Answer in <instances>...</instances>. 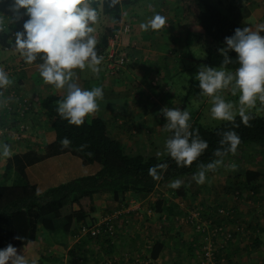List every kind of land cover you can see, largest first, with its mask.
<instances>
[{
  "label": "trees",
  "instance_id": "trees-1",
  "mask_svg": "<svg viewBox=\"0 0 264 264\" xmlns=\"http://www.w3.org/2000/svg\"><path fill=\"white\" fill-rule=\"evenodd\" d=\"M142 1L144 0H120L113 7L111 6V0H101L102 12L107 17L108 23L104 35L96 46L98 55L102 56L107 53V50L110 49V40L119 33L122 23H126L124 22L123 9L134 6L137 3L139 4ZM173 1L181 4L179 20L182 22V28L186 30V45L190 47L194 42L201 47H208L207 60L203 63L211 67H218L223 59L218 49L225 46L224 38L233 35L237 27H244L233 21L232 16L227 12V5L231 6L233 1ZM149 2L152 1L149 0ZM92 4L97 9L100 19L97 4L95 2ZM6 7L7 2L4 4V8ZM135 11L133 10V15H138ZM129 15L127 13L126 17H129ZM168 19L172 20L170 17ZM21 24L22 19L20 22H11L9 26H2L3 30L0 31V47L2 49L12 52L17 50L15 47V34L20 31L19 27ZM173 26L175 25L173 24ZM129 28H131L129 29V33L132 34L133 25H129ZM261 35H264V33H261ZM172 40L178 41L176 36ZM119 51L122 53L123 49ZM124 52L126 54L128 53L126 50ZM229 56L234 62L227 65V69L234 71L239 66L238 63H235L236 53L230 51ZM41 62L38 59L31 64L32 66L24 63V65L20 66L23 67L24 71H13L19 78L12 79L14 94L11 95L9 93L10 99L2 98L0 102L5 107L3 111L7 110L9 113L11 112L10 110L12 109L9 108L8 104L13 95H15L14 99L20 98L18 93L25 88L24 83L27 79L26 67L37 66ZM3 66H5L6 71H9V65ZM108 72L113 76L117 74L113 73L110 69H108ZM60 99H62L61 96L49 95L41 100L40 108L46 117L44 116L42 121L39 119L37 123H43V126L46 127L45 129L53 132L56 137V142L60 145L61 141L67 137L71 141L70 146L67 148L81 157L85 164H99L101 170L94 175L77 178L39 193L37 186L30 184L25 177L20 175L14 176L12 166L7 164L4 173L0 175V249L5 248L9 243L17 249H26L30 244L36 242L39 239L38 234L40 235V232L44 233V231L48 235L51 232H64L71 236H78V234H82L83 231L88 230L83 236L81 245L69 250L67 254L69 256L68 258L73 261L75 260L77 264H92V261L95 264H118L119 261L111 257L103 260L101 258L102 253L104 254L106 250L108 251L109 248L112 249L113 246H116L115 240L119 233H121L120 231H127V233L131 231L130 219L139 221V216L143 214L145 218L147 213H142L141 209L130 212L126 215V219L123 217L122 220H120L121 218L118 219L111 233L109 231L110 223L106 221L100 225L98 218L93 217L82 208L79 211H75L73 209L74 205H80L81 200L85 199V197H91L90 201H93V193L102 190H115L113 194V200L115 202L120 201L122 194L119 189L122 188L140 189L139 192L143 190L153 192L157 187L170 190L171 187H169V184L172 180L194 175L199 163H208L215 159L213 152L220 146L219 140L221 139V136L217 133L235 131L241 140L236 153L234 155L229 153L226 157H232V159L229 162L224 161L223 167L220 168L219 166L217 168L219 170L230 166V161H235L233 159L237 160L236 157L244 153L249 147L264 143V118L258 114L247 113L250 116L247 125L242 122L241 117L237 114L234 121H224L216 128L204 126L201 123V118L197 117L192 121L190 120L192 126L190 130L194 133L198 132L199 136L208 142L209 147L191 167H178L175 161L168 156L165 149V141L171 133L165 132L164 142L159 143L154 138L155 136L151 132H148L147 134L149 135L144 136L145 138L139 139L133 142L131 146H128L127 143H123L111 136L108 120L105 118L97 116L91 120L85 119L84 124L79 127L68 124L56 112L57 101ZM16 106L17 108L13 115L19 121L18 125L14 127L12 125L13 123L0 120V131H3L5 134V132H8L9 129L14 127L10 133L13 135L18 133V140L22 141L24 140V135L29 133L28 127L31 123L30 121L33 120L31 114L34 112V107L28 100H23V98L17 102ZM127 124L130 125L128 121ZM132 128L134 127L132 126ZM128 130L130 131L131 128ZM82 145H86L87 147L81 150ZM161 163H166L168 167L163 171V178L161 180H154L149 175L148 170L150 167ZM246 175L248 184L250 185L255 179L261 177L262 174L252 172L246 173ZM174 190L176 198L181 200H185L190 193L187 186L184 185ZM167 202L160 200L156 203L155 209L158 214L163 215L169 213L175 216L176 214L180 215L179 213L181 212V215H183L182 208L179 204L171 203L169 207V204H166ZM213 207L214 212H217L220 208L227 209L225 207H216V205ZM105 211L107 212L108 210L106 209ZM214 222H218L217 225H220L222 220L215 218ZM40 225L44 229L43 231H38ZM92 228L99 229L96 237L91 235ZM230 232L233 235L232 230ZM17 236L21 237V239H14ZM94 240H98L99 242L98 250L92 252L91 249H84V246L90 245ZM231 242H229V252ZM163 244L159 242L151 249V261L159 258L164 249ZM228 258L231 260V255ZM56 259L57 264H64L60 258H55L51 254L47 257L43 255L37 264H55L54 261Z\"/></svg>",
  "mask_w": 264,
  "mask_h": 264
},
{
  "label": "crops",
  "instance_id": "crops-1",
  "mask_svg": "<svg viewBox=\"0 0 264 264\" xmlns=\"http://www.w3.org/2000/svg\"><path fill=\"white\" fill-rule=\"evenodd\" d=\"M232 1L234 2L231 6L227 5V12L228 14L230 13L233 21L237 24L243 25L244 27H252L253 29L260 24H264L263 0ZM8 2L11 3L9 0L7 3ZM4 3L5 0H0V11L8 9V6L3 9L2 6H4ZM136 7V14L139 15L140 12H145V15L148 16L146 19L150 18L151 14L147 12V10L142 8L140 9V6L138 7L137 4ZM231 7L232 9L230 10ZM130 12L131 11L126 13ZM144 21L145 19L142 18L133 22L132 25H134V23L142 24ZM162 30L148 33V31H145L142 28L137 31L133 27L132 46L127 45L124 47L121 44L119 48L120 50L122 48L128 51V60L126 64L129 61V56L133 55L137 58L140 69L144 62H142V59L138 58H140L139 55L144 54V48L154 50L152 53L154 55V64L156 67H158L156 60H160L163 57L168 59L170 54L169 42L172 41L169 39V36L166 40V31H163V33ZM145 44L147 46H145ZM126 64L114 76L108 72L107 64L104 61L99 66L100 72L98 75L92 73L88 69L83 71L89 79H92V81L100 80L99 85L102 81V87L105 93L104 98L98 101L99 111L95 113L98 115L93 116H99L105 119L110 118V121H108L110 134L113 138L120 141L123 140L129 131L128 129L133 126V123L130 120H127L130 125L127 124V121L123 119V114L130 113L134 115L136 113L135 111H138L137 107H139V105H145V107L148 106L150 104V100L155 99L154 95H159L157 90L161 89L159 85L146 86L145 83L142 84L146 75H134L136 76L135 82L129 89L133 90L136 97H133V92L130 97L128 95V89H123L116 84L118 81H123L124 78H126L127 73H124V71H126ZM33 67L35 68L34 71L31 74L26 75L27 79L24 83L25 88L20 90L18 93L20 98L14 99L15 95H13L8 104L9 108L12 109L10 110L11 112L9 113L7 110L3 111L5 107L2 103H0V114H2L0 115V120L6 121L7 123H13L12 125L14 127L19 123L16 116L14 117L13 115L17 108V102L23 98V100H28V102H30L34 107V112L31 114V118L33 120L30 121L31 123L28 127L29 133L24 135V140H18V133L15 135L10 133L14 127L9 129L8 132H5V134L3 131H0V145L8 144L10 146V156L7 158L0 157V175L4 173L5 166L9 164L13 168L14 176L20 175L25 177L30 184L37 186L39 193H42L51 187L68 183L74 179L94 175L101 170V166L99 164H85L82 158L74 151L69 148L62 147V145L57 143L53 132L45 129L46 127L42 124L37 123L39 119L42 121L45 116L40 108L41 100L49 94L52 95L53 93L51 92H55L53 95H58L63 98L64 92L62 90L55 89L51 85L45 84L39 75L38 67ZM76 71L78 75L77 82L79 85L82 88L89 90V85L82 86L80 84L79 79H81V76H79L78 72L82 71ZM134 72L135 70L129 72V74H133ZM160 75L161 73L157 71L155 76H148L147 79L151 81L153 76L154 78H157ZM160 77V80H163L162 76ZM137 82H140L141 87H139ZM107 87L113 90L114 95L106 94ZM150 97L151 99L148 100ZM129 99H131L133 103L131 102V108L128 109L127 103ZM158 99L159 98H156L155 100ZM121 104L122 107L118 110L117 108ZM135 107L136 110H134ZM6 111L8 114H6ZM258 153H264V143L249 147L243 153L241 162L239 158L241 155L236 157L239 162H237L238 160L230 161V163H235L237 165V169L235 171L222 169L214 172L212 176L209 174L208 176L213 180L212 186H216L217 188L212 191H217V193L209 194L208 192L211 189L206 188L208 195L205 198L203 197V201L200 203L201 206L210 208L213 211V206L215 205L216 207H225L233 211V218L221 219L222 222L227 223L228 229L233 232V241L231 242L229 252V256L231 255V264H264V158L256 157ZM244 155H246V157ZM252 172H259L262 175L249 185L246 173ZM161 190H163V188H161ZM177 203L181 207H188L191 200H182V202ZM102 208L104 210H108V208L109 210L112 209L109 206L108 208H106V206H102ZM177 216L178 215L169 217L174 219V217L176 218ZM124 219H126V216ZM133 222L135 221L130 219V229L132 226L134 227V230H132L133 233L129 234L127 231H120L121 233H119L115 240L116 246H113V250L109 248L108 251H105L106 253L103 254L104 259L109 257L113 259L115 258V260L119 261L118 264L197 263L195 260L197 254L195 255V252L198 253L197 249L199 248L198 246H200V242H198L197 246H195V249H193V247H189L192 246L190 242L192 236L191 230L187 229V227H183L184 232L179 228H164L163 231L157 230L158 232L152 231V233H150V231L153 230L152 226L154 225H150L151 228L149 229L148 226H144L143 221L139 220L137 224L136 222ZM217 223L218 222H216V224ZM39 229L42 230L41 225L39 226ZM49 234H51V236L53 235L55 238V258L56 256L57 258L60 257L62 261L65 260V263L67 261V257H69L67 255L69 250L79 247L83 239V237L80 239L79 235L71 236L64 232H51ZM197 235L198 234H196L195 237ZM75 242L77 243L75 244ZM159 242L164 243V249L157 260L151 261V249H153ZM60 247L61 251L59 250ZM176 247L178 248V251ZM57 251L60 252V255L57 254ZM54 263L57 264V259ZM92 264H95V262L92 261Z\"/></svg>",
  "mask_w": 264,
  "mask_h": 264
},
{
  "label": "clouds",
  "instance_id": "clouds-1",
  "mask_svg": "<svg viewBox=\"0 0 264 264\" xmlns=\"http://www.w3.org/2000/svg\"><path fill=\"white\" fill-rule=\"evenodd\" d=\"M119 2L120 0H111V6L114 7ZM21 9L25 11L21 12ZM9 11L12 13L13 21L28 17L23 22V31L15 34V47L25 63L31 65L38 59L42 61L37 67L43 82L64 92L63 98L57 101L58 116L70 125L77 127L83 125L87 117L99 111L98 101L104 98V92L100 86L92 87L91 90L82 88L77 82L76 70L88 69L98 75L99 66L103 61L110 69L109 62L98 55L96 49L98 40L94 25L99 21L97 9L92 7L90 0H12ZM3 18L0 16V31L3 30ZM124 25L125 23H122L116 36L129 32V25ZM166 26V17L159 13L141 24L143 30L154 32ZM261 33H264V24L258 25L255 29L237 27L233 35L224 38L225 46L218 49L223 57L221 64L218 67L208 65L198 67L195 79L199 82V95L211 98L210 111L214 120L232 122L237 115L233 110L234 104L219 94L223 90L230 88L231 95H238V114L245 125L250 120L247 110L255 107L257 100L264 103V35ZM120 40L119 37L115 46L118 52ZM230 51L236 53L235 63L239 65L234 71L227 69V65L234 62L229 56ZM20 66L16 68L9 66V71H6L5 66L0 65V102L2 98L10 99L9 93L14 94L12 79L19 77L13 71H24ZM159 114L166 120L162 127L171 133L165 141L168 156L178 167H191L206 152L209 145L198 132L190 130L192 127L190 112L178 107L164 106L159 110ZM217 134L221 139L220 146L213 152L215 159L208 163H199L193 175L198 184L206 182L208 172H215L219 166L224 165L225 158L229 153L234 155L241 143L235 131ZM70 144L71 141L67 137L61 141L62 147L67 148ZM85 147L87 146L82 145L81 150ZM9 156L10 146L0 145V157ZM167 167L166 163L154 165L149 168V175L154 180H161ZM229 167L232 171L237 169L235 163H231ZM181 185L180 179H174L169 187L178 189ZM14 239L21 237L17 236ZM0 264H29V261L9 243L0 249Z\"/></svg>",
  "mask_w": 264,
  "mask_h": 264
},
{
  "label": "rangeland",
  "instance_id": "rangeland-1",
  "mask_svg": "<svg viewBox=\"0 0 264 264\" xmlns=\"http://www.w3.org/2000/svg\"><path fill=\"white\" fill-rule=\"evenodd\" d=\"M7 1L8 0H5V3ZM9 1L12 3V0H9ZM144 1H142L143 3L141 2L139 4L137 3L138 7L140 6L139 7L140 9L142 8L144 10H147V12L151 14L150 18L157 13L166 17L167 26L164 28V30H162V32L166 31L165 33L166 40H167V37L169 36V39L172 42H169L170 43L169 45L170 54H169L168 59H165V57H163L164 59L161 58L160 60H156L158 63V67H156V65L154 64L155 63L154 55L152 53L154 51L153 49L144 48L145 50L144 54L139 55L140 58L138 59H142L143 60L142 62H144L143 66H141L140 69H139V65H138L139 62L137 61V58L133 55L129 56V61L125 67L126 71H124V73H127L126 78H124L123 81H118L116 84L123 89H128L129 90L128 95L131 97L133 90L129 88H131L132 84H134L135 77L138 75L140 76L146 75L142 84L145 83L146 86H150V84L151 86L159 85L161 87V90L159 89L157 90V92L161 91L162 94L159 93L158 96L154 95L155 99L156 98H159V99L155 100L153 98L154 100H150V104L146 107L145 105H139V107H137L138 111H135L136 113L134 115L130 113L123 114L125 117V118L123 117V119L125 121L130 120L133 123L134 128L133 130L131 128V130L127 132V134L125 135L123 140H121V142L127 143L128 146H131L133 142H136L139 139L145 138L146 135H149L147 133L151 132L155 136L154 138H156L157 142L163 143L165 140L166 131L164 130L162 126L166 123V120L164 119L162 115L159 114V110L164 106L178 107V108H181L182 110L186 109L191 114V121L193 119H196L197 117H200L201 123H203L204 126H207L209 128H216L220 126L224 121L214 120L212 118L211 111H210L212 107L211 98L207 96L199 95L200 93V89L198 87L199 82L195 79V75L198 71V67L200 65H206L203 62L207 60L206 58H207L208 47L207 48L201 47L200 45L195 44L194 42L193 44H191L190 47L186 45L185 43L186 30L182 28L183 26L182 22H180L179 20V15L181 13L180 3L175 2L173 0H150L152 2H149V0H144ZM222 1L224 2V0ZM93 2L97 4V8L100 13V19L98 23L94 25L96 29L95 35L99 43L101 40V37L105 33V28L108 22H107V17L102 12L101 0H90L92 7H93V4H92ZM11 3H7L8 9H4V6H2L4 10L0 11V16L4 17L3 25H2L4 27L9 26L11 22H15L12 20V13L9 11V5ZM136 9H137L136 5L126 7L124 9L125 11H123V17H125L124 22H126L125 23L126 26L128 25L132 26L133 22H136V20H139L142 18L145 19L144 22H146L149 19V18L146 19V17L148 16L145 15L146 14L145 12L144 13L138 12L139 15H133V10H136ZM131 10L132 12L129 13L130 14L129 17H126L127 15L126 12H129ZM21 12H24V10H22ZM169 17L172 18V20L168 19ZM27 19H28L27 16L23 17L22 24L19 27L20 31H23V22L24 20H27ZM173 24L175 26H173ZM133 27L135 30L139 31V29H141V24L134 23ZM152 32L153 31L151 30L148 31V33H152ZM175 36H176V39H178V41L172 40V38H174ZM119 37L121 38L119 42L120 45L122 44L124 47H126L127 45L132 46L133 34L126 32V33L120 34ZM145 46L147 45L145 44ZM127 57L126 59H128ZM24 63L25 61L23 57L20 55L18 50L12 52L8 50H4L0 47V65H9L12 68L13 67L16 68V67H19L20 65H24ZM26 68H27L25 70L26 74H31L35 69L34 67L32 68L28 66ZM133 70H135V72L133 74H129V72ZM157 71L161 73L160 76H162L163 80H160L161 78L160 76L157 78H154ZM78 73H79V76H81L80 77L81 79L79 80L82 86L89 85V90H91V88L95 86L102 87V81L100 82V85H99L100 80L92 81V79H89V77H87V75L83 71L78 72ZM151 75H154V76L152 77L151 81H149L147 78L148 76H151ZM192 82H195V83H192ZM137 84H139V87H141L140 82H137ZM51 93L54 94L55 92H51ZM106 94L114 95V92L111 88L107 87ZM219 94L222 95L226 101L232 102L234 104L233 110L237 112L238 114V110H239L238 95L237 96L231 95L230 88L223 90ZM133 97H136V94L134 92H133ZM149 99H151V97L148 98V100ZM131 102L132 100L129 99L127 103L128 109L131 108V104L133 103ZM121 107H122V104L119 105L117 109L120 110ZM134 110H136V107L134 108ZM247 113L258 114L259 116L264 118V103H261L259 100H257L255 107L248 109ZM94 115H98V114H94ZM93 117H97V116H93V115L89 116L86 118V120H91ZM106 119L110 121V118H106ZM242 155L243 153L241 154V157L238 156L240 158V162H241ZM244 156L246 157V155ZM256 157L264 158V153H258ZM231 159L232 157L226 158L224 161L229 162V160ZM233 160H236V159H233ZM237 162H239V160ZM221 167H223V165L220 166V168ZM229 169H230L229 166L225 167V170H229ZM216 171H219V169H217ZM209 174L212 176L214 172H210L207 174V180L203 184H198L193 179V175L180 179L182 181V185L187 186L188 191L190 192L187 198L185 199V201L191 200V203H189L188 207H181L182 208L181 211L183 212L182 216L188 214V212H190L192 208H195L196 206H198L199 203L203 201V197L205 198L208 195V193L209 194L217 193V191H212L217 188L216 186H212L213 180L211 177L208 176ZM206 188H209L211 190L207 193ZM119 190L122 195L120 197L121 198L120 201L118 202H115L113 200V194L115 190H102V191L93 193V201H90L91 197L90 198L85 197V199L81 200L80 205H77V204L74 205L73 209L75 211L76 210L79 211L82 208L86 212H89L90 215H92L93 217L98 218V220H100L101 222L104 220L105 221L114 220L113 216L116 213H122V215L120 216L121 218L120 220H122L127 215L125 212H132L133 209H137V208L143 209V210H147L148 208L154 209L156 208L155 207L156 203L160 200H163L166 202L169 201L166 203V204H169V207L171 203L182 202L181 199L176 198L175 190L173 188H170V190H164V189L161 190V187H158L154 189L153 192L147 191V190H143L139 192V190H135L134 188H122ZM102 206H106V208H108L109 206L112 209L109 210L108 208V211L106 212L102 208ZM143 210H141V212L145 213V211ZM179 214L180 215H178L177 217L181 216V212ZM168 215L171 217L173 216V215H170L169 213H165L163 215L157 214L153 217L145 216V218L143 219V221H145L144 226H148L149 229L151 228L150 225L156 226V227L152 226L153 230H151L150 233H152V231L158 232L160 230L159 226L161 224H164L162 225L163 228H169V229L179 228L183 232H184L183 227H187V229L191 230V236H192V238L190 239L192 246H189V247H193V249H195V246H197L198 242H200V246H198L199 248L197 249L198 253L195 252V255L197 254V257L195 260L197 262L196 264H198L199 256L202 250V244H203L202 241H204L205 239L203 232H202L203 229H199L198 228L199 225L193 224V222L185 223V224L180 223V222L178 223L176 222L177 217L176 218L174 217L173 219V218H170ZM161 216L163 220L161 219ZM139 219L142 221V217H140ZM134 221L138 223V221L136 220ZM116 222H118V220ZM43 230L44 229L42 230L39 229L38 231H43ZM132 230H134L133 226L131 227V231L129 232V234L133 233ZM85 233L86 232H83L82 234H78L79 238L81 239L85 235ZM196 234L198 235L195 237ZM44 235L46 236L45 238H44ZM38 237L39 239L36 242L30 244L26 249H22V250L18 249L20 254L26 256V258L29 261V264H32L33 261L36 264V262H38L43 255L45 257H47L50 254L52 256H55V253H54L55 238L53 237V235L52 236L51 234L48 235V233L44 231V233L40 232V235L38 234ZM76 243L77 242H75V244ZM98 244H99L98 240H94L91 242L90 245L84 246V249L86 250L91 249V251L94 252L95 250L99 249ZM56 247H59V246H56ZM59 250L61 251V247ZM111 250H113V248ZM177 251H178V248H177ZM57 254L60 255V252L57 251ZM101 258L103 260L106 259V258L104 259L103 253H102ZM66 260H67L66 263H65V260H63L64 264H77L75 260L73 261L68 257Z\"/></svg>",
  "mask_w": 264,
  "mask_h": 264
},
{
  "label": "built area",
  "instance_id": "built-area-1",
  "mask_svg": "<svg viewBox=\"0 0 264 264\" xmlns=\"http://www.w3.org/2000/svg\"><path fill=\"white\" fill-rule=\"evenodd\" d=\"M262 5L264 7V1L262 2ZM119 36H115L110 40V49L102 55L104 57V60L109 62V68L112 70L113 73H118L123 66L127 62V55L126 53H120L117 50H115V46L118 42ZM139 210L133 209V211ZM143 210V209H141ZM154 210V211H152ZM145 213H147L148 217H153L158 214L156 209H150L143 210ZM126 214H129L130 212H125ZM122 213H116L113 217L114 220H106L107 223H110L109 231L112 233L114 229V225L118 219H120V216ZM159 215V214H158ZM142 217V221L144 219L143 214L139 216V218ZM234 214L232 210L220 208L217 212H214L210 208H205L201 206L199 203L198 206L195 208H192L188 214L184 216H179L176 218V222L180 223H190L193 222V224H198L199 229H203V235H204V241L202 244V250L199 256L198 264H231V260L228 258L229 256V242L233 240V235L228 229L227 223L222 222L220 225H217L214 222L215 218L219 219H230L233 218ZM140 220V219H139ZM104 221L100 222V225H102ZM141 221V220H140ZM159 231H162L164 228L162 225L159 226ZM83 232H88V230H85ZM99 233V229H93L91 230V235L96 237ZM151 248V247H149Z\"/></svg>",
  "mask_w": 264,
  "mask_h": 264
}]
</instances>
